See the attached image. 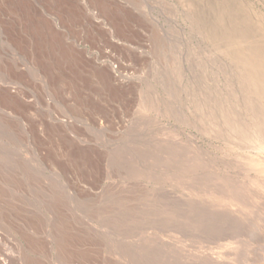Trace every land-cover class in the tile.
Listing matches in <instances>:
<instances>
[{
    "label": "rangeland",
    "instance_id": "1",
    "mask_svg": "<svg viewBox=\"0 0 264 264\" xmlns=\"http://www.w3.org/2000/svg\"><path fill=\"white\" fill-rule=\"evenodd\" d=\"M14 1L0 0V83L18 87L27 107L0 105V264H239L230 253L241 244L220 238L264 226V138L243 100L260 102L237 78L242 67L264 72L248 40L264 44V0H31L69 32L88 81L77 68H42L4 37L5 27L43 26ZM132 24L125 38L119 29ZM83 30L99 37L79 42ZM101 65L127 87L103 81ZM79 90L103 116L78 109L75 127L59 123L94 148L90 163L43 130L74 118L61 100Z\"/></svg>",
    "mask_w": 264,
    "mask_h": 264
},
{
    "label": "bare ground",
    "instance_id": "2",
    "mask_svg": "<svg viewBox=\"0 0 264 264\" xmlns=\"http://www.w3.org/2000/svg\"><path fill=\"white\" fill-rule=\"evenodd\" d=\"M2 3H3V1H2ZM34 5H35V3H33L31 0H15L14 4H13L14 7H19L21 9L27 8L28 16L30 17V20L32 22L34 20H36L37 22L43 23L42 24L43 26L38 27L37 26L38 24H37L36 26L29 27V28H24V27L23 28H19V27L18 28H7V27H5V28H3L4 37L7 40H9L15 46V48L17 49L18 52H23L25 54H29L30 56L33 55L38 60V62H39L38 64H40V66L42 68L49 70L51 72H55V73L59 72V70L61 68H63L64 66L72 67L74 69L77 68L82 79L88 81L89 76L87 74L84 75L82 73V70H84L83 66H81L82 69L79 68V64H82L85 62V60L83 59L84 55L82 54L81 51L74 50V48L72 47L73 44H72V41H71L72 39H71V35H69V32L66 29H63L62 27H58L56 29L51 28L49 25L50 24L49 20H47L42 14L39 15L36 12H34V10H33ZM39 5H40V3H39ZM1 7H2V4H0V8ZM35 11H36V9H35ZM119 14H120V12H119ZM19 18H20V15H19ZM15 21L16 20H14V22ZM120 22L125 23V19L121 18ZM211 28H212V34L214 35V37L216 39V43L219 45V47L226 46L227 41L222 36V34L220 33L221 29L215 25H212V24H211ZM119 31L122 32L123 35H125V38L126 37H134L135 33L137 32V27L133 26V24H132L128 27L123 26L121 29H119ZM120 32H118V33L120 34ZM89 33L96 35V38L99 37V33L97 31H96V33H93V31H91V30H89V31L83 30L79 33L80 35L77 38V41L83 42L85 39H87V37L90 36ZM119 34H118V36H120ZM227 34H228V32H227ZM236 35H237V37H239L241 39H245L247 36L246 33H244L243 31H238V30H236ZM248 40H249V42H251L254 45L255 50L257 52V55L261 58H264V44L258 40H254L252 38H250ZM132 55H134V54L132 53ZM37 60H36V62H37ZM77 64H78V66H75ZM17 69H18V67L14 66L13 70L17 71ZM99 69H100L99 72L101 75L100 78L103 81L108 82L109 84H112V85H116V89H124L127 87L126 83H121L122 80L119 79V76L110 68V66L101 65ZM261 71H263V70L259 71V69H256L254 66L242 67V68H240V73H239L237 78L239 79L240 83H242L241 87L244 88L246 90V92L249 91V93L254 94L260 102L259 108H255V105H252L253 103L250 100H246V101H245V99L243 100L244 106L246 108H248V110L250 109V113L252 114L253 119H254V123H253V125H251V127L254 128V130H256V132L261 137L264 138V72H261ZM22 77L23 76H22L21 72H19L18 73V79H21ZM54 77L55 76H50V77H46V78L48 79V81H51L53 79H55L56 81L60 80L59 76H56V78H54ZM122 91L124 92V95L126 97L130 96V94L125 92V90H122ZM233 95H235V94H233ZM239 100H242V99H239ZM61 101L66 106L67 105L69 106L68 108H69L70 112L73 114L74 120L73 119L72 120L74 122L70 119H60V118L56 117L55 118L56 122H53V123L51 122V124H48L46 127H43V130L45 131V134L47 136L48 135L56 136V138L61 143L62 148L65 150V152L74 153V154L80 156L81 157L80 159L83 160L84 162L90 163L93 159V149L94 148H92L91 145H88V143H86L85 141L77 140L73 135L68 133L66 131V129H64L63 126L64 125H70L73 127L76 126L75 120L78 119V117H77L78 114L76 113V112H78V109H80L81 111H84L86 113L87 112L92 113V114L96 113L99 116H103L104 111L101 108V106L96 103L94 95L92 93H90L89 91L83 92V91L79 90L78 92H76L73 95L64 96ZM0 105L4 106L7 109H10V111H12L13 113L23 112L25 110V107H27L26 99L21 95V91L19 90V88L18 87L14 88L13 86L10 87L7 83H0ZM220 110H221V108H220ZM243 111H245V110H243ZM229 113H231V112H229ZM238 115H240V114H238ZM238 115H236V116H238ZM245 117H247V116H245ZM237 120L240 121V119H237ZM59 122H65V124L59 123ZM61 124H64V125H61ZM232 124H233V122H232ZM29 126L31 128L30 137H31L32 141L34 142V145H36L35 147H37L38 152H40L42 154L47 149L46 154H48V148L44 146L45 143L39 138V133H38L39 131H37L39 129H37V127H34L32 125H29ZM235 129H236V126H235ZM53 162L56 165L58 164L59 167L63 166V164L60 163V161H59V163L58 162L56 163L55 161H53ZM60 164H62V165H60ZM64 169H65V167L63 166V170ZM65 172L70 173L68 170H65ZM231 189H233V188H231ZM234 189H235L234 195H236L238 193H240V194L242 193L241 187H234ZM215 192H216V190H215ZM246 193H247V191H246ZM226 194L227 193H225V195ZM250 195H251V193H250ZM221 196H223V195H220V197ZM253 198H254V196H253ZM256 198L257 197H255V199ZM241 200L243 201L242 198H241ZM249 203H251V202H249ZM262 222L263 221L258 222L259 226L262 224ZM256 226L258 228V225L254 224V227H256ZM259 228H261V227H259ZM252 229H254V228H252ZM251 232H253V231H249L250 236L248 239L245 237V235H246L245 232H244L245 234L241 235V236H244L243 239L240 238L238 235H235V238H234V236L232 237V235H229V234H227L226 236L224 235L225 237L223 236L220 239L228 240V241L232 239L231 242H233L234 244L235 243L241 244V246H242L241 250H235V251H233V253H230V254H232V257H237V261L239 262V264H264V226L260 230V232L258 231V233H261L260 235L257 234V235L252 236ZM254 232H256V231L254 230ZM254 234H256V233H254ZM247 235H248V233H247ZM196 242L197 243H195V246L197 244L201 243V241L199 239H197ZM209 243L210 242H207V245H210ZM233 254H234V256H233ZM183 261H184V263H187V264H200V262L198 261L197 258H192V257L188 258V256H183Z\"/></svg>",
    "mask_w": 264,
    "mask_h": 264
}]
</instances>
